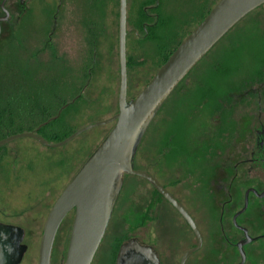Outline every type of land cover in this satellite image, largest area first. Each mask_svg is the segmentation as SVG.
<instances>
[{"label":"rangeland","instance_id":"1","mask_svg":"<svg viewBox=\"0 0 264 264\" xmlns=\"http://www.w3.org/2000/svg\"><path fill=\"white\" fill-rule=\"evenodd\" d=\"M78 1L82 2L61 0L55 27L52 18L58 0H31L28 3L31 11L24 14L21 6H13L12 22L2 23L0 52L9 42L22 39L33 47L44 46L45 49L41 53L43 57L48 56L51 51H57L59 55L68 59L78 60L84 55L85 48L83 28L78 23L80 14ZM199 1L170 0L166 12L175 22L180 23L186 15L188 16L191 8L198 6L196 3ZM129 7L130 0L127 3L128 17ZM116 8L118 6L116 7L115 0H112L108 5L106 21L117 37ZM260 11H264V2ZM255 12V9L250 10L237 21L235 28L233 26L234 33L237 34L233 39L236 46L244 39L243 34L246 37L255 35L256 30L251 23L259 22ZM132 40V36L128 35V49L132 47ZM111 42L112 44H108L104 38L102 45L104 65L101 72L96 75L99 79L93 89L94 95L101 94L100 101H97L99 107L95 112L93 108L85 107L76 120L79 124L75 128L106 118L118 110L119 65L113 35ZM129 51L137 53V50ZM220 52L219 49L217 53ZM203 64L197 63L196 67ZM201 69L204 74V68ZM142 70L144 69L136 70L130 77L128 97H132L142 87L144 77H147ZM200 71H195L194 75L202 74ZM192 72L190 71L177 86L175 85V89L173 87L170 90L168 97L164 98L165 101L159 104L148 120L136 146L133 166L153 174L195 220L202 234V244L187 257L185 264H217L220 256L226 260L223 264H235L239 261L240 255L233 242L242 236V231L233 225L231 218L243 205L246 188L255 187L259 191L264 188V174L258 176L254 169L247 172L240 164L236 165L239 143H243L245 136L240 138L236 135L234 143L226 152L222 151L220 155L208 157L206 164L203 160L187 159L184 157L187 155L178 154L177 149L165 155V148L161 145L162 133L181 125L188 99L187 93L183 90L188 88ZM260 103L261 105L252 111L253 125H256L257 121H264L263 96L260 97ZM166 109L168 115L163 118ZM247 119L240 120L243 129L248 127L249 122L252 123ZM196 123L198 121H194L193 126H196ZM112 124L113 122L95 125L68 142L51 148L27 136L17 137L5 144L3 159H0V220L24 228L23 242L27 247L18 264H37L39 240L50 206ZM191 126L189 124V128ZM194 134L193 130H189L185 138L190 141ZM249 134L246 135L247 139L250 138ZM89 146L90 150L87 151ZM60 158L65 159L64 168L63 165L56 164ZM182 160L184 162H181ZM221 200H229L225 204L226 222L223 230L231 240L230 245H226L228 251H224L225 244L219 246V243L224 241L219 226V212L223 204H220ZM73 214V210L68 212L58 227L50 264L64 262ZM239 215L236 220L243 221L249 229L248 232L254 235V238L246 243V258L243 264H264V195L259 197L250 192L248 205ZM142 216L145 218L141 219ZM130 236L151 244L162 264H179L181 254L196 243V236L185 219L169 201L157 193L153 184L141 175L125 172L119 181L109 223L91 264H115V255L120 245L118 242H123Z\"/></svg>","mask_w":264,"mask_h":264},{"label":"trees","instance_id":"2","mask_svg":"<svg viewBox=\"0 0 264 264\" xmlns=\"http://www.w3.org/2000/svg\"><path fill=\"white\" fill-rule=\"evenodd\" d=\"M111 1H78V23L83 28L85 43L84 55L78 60L68 59L57 51H51L43 57L41 53L44 46L33 47L22 39L9 42L0 52V138L18 131L34 130L45 140H59L76 129L79 124L76 120L85 107L96 111L101 94L94 95L93 89L99 79L96 75L104 65V38L108 44H112L111 36H115L114 47H117L116 34L106 21ZM169 1L130 0L126 37L127 89L130 77L138 69H144L142 72L147 75L144 85L217 0H200L196 3L198 6L191 8L180 23L166 12ZM115 5L118 6V0H115ZM261 5L254 8L259 22H251L256 30L255 35L246 37L243 34L244 39L236 46L233 41L237 37L234 33L236 22L234 28L232 26L217 41L218 45L214 43L177 82L176 86L193 71L188 88L183 90L188 99L181 125L162 133L161 145L165 148V155L177 149L178 154H186L184 157L187 159L203 160L206 164L208 157L226 152L234 143L236 135L240 138L245 136V140L246 135L256 127L253 125L252 111L261 105L260 97H264V11H260ZM116 14L118 16V8ZM115 24L118 26L117 22ZM128 35L133 39L129 49L133 52L137 50V53H130ZM219 49L221 52L217 53ZM200 62L204 63L203 66L196 67ZM197 70H201L202 74L194 75ZM132 97L127 95L128 99ZM165 111L163 118L168 115V110ZM245 118L252 123L249 122L248 127L243 129L240 120ZM194 121H198L196 126H193ZM189 130L195 132L190 141L185 138ZM5 144L0 145V159H3ZM56 164L64 168L65 159L60 158ZM154 188L166 199L157 187ZM219 226L224 240L221 245L225 244L224 251H228L226 245L231 240L224 234L220 222ZM233 244L238 251L235 242ZM223 259L221 256L216 263L223 264L226 261Z\"/></svg>","mask_w":264,"mask_h":264},{"label":"water","instance_id":"3","mask_svg":"<svg viewBox=\"0 0 264 264\" xmlns=\"http://www.w3.org/2000/svg\"><path fill=\"white\" fill-rule=\"evenodd\" d=\"M264 0H217L204 17L179 41L165 61L155 70L148 81L130 99L127 98V0H118L117 50L119 64L118 110L106 118L88 122L74 129L62 139L48 141L34 130H23L0 138V145L17 137H33L44 145H62L79 133L95 125L113 122L99 144L85 159L64 185L50 206L44 220L38 246L37 264H50L56 232L63 218L74 211L66 254L63 264H91L95 251L109 223L123 173L147 178L182 215L196 236V243L187 248L179 264L200 248L202 234L184 205L150 172L136 169L133 158L143 130L162 100L199 60L240 18L262 4ZM5 18L8 10L2 5ZM264 195L248 187L244 191L241 208L232 215V222L240 228L244 237L236 245L243 264L246 258L244 245L254 236L246 226L237 223V216L248 205L249 192ZM24 228L18 224L0 220V264H18L27 245L23 242ZM115 264H160L154 247L130 236L120 243Z\"/></svg>","mask_w":264,"mask_h":264},{"label":"flooded vegetation","instance_id":"4","mask_svg":"<svg viewBox=\"0 0 264 264\" xmlns=\"http://www.w3.org/2000/svg\"><path fill=\"white\" fill-rule=\"evenodd\" d=\"M30 1L31 0H0V33H1V29H2V23L12 22L11 21L12 20V14H13V10H14L13 6H15V5H17V7L21 6L23 14L29 13L31 11V9H30V6H28V3ZM60 3H61V0H58V2L55 4V8L53 10L52 22H53L54 27L57 26ZM2 5L8 10V15L5 18H2V16H5V12L2 9ZM249 133H250L249 134L250 138L244 140L243 143H239V145H240V147H238L239 157L236 161V165L240 164L243 168H245V170L247 172H251L252 169H254L256 171V174L258 176H260L261 174L262 175L264 174V121H258L256 124V127H254V129L251 130V132H249ZM235 148H236V145H235ZM258 179H260V177H258ZM250 192H252V191H250ZM252 194L254 195L253 192H252ZM229 200H221V202H220V204L223 203L221 206L220 215H219V222H220L222 228H224L225 222H226V220L224 219V213L226 211L225 210V204ZM238 216H240V215H238ZM231 221H232V218H231ZM237 223H239L240 225L246 226L243 221H240V222L237 221ZM250 235H252V234H250ZM252 236H254V235H252ZM243 237H244V233L242 231V236L240 238H243ZM236 242H235V244H236ZM219 246H221V243H219ZM245 248H246V244L244 245V250H245ZM245 253H246V250H245ZM220 258H221V256L218 258V260H220ZM160 264H162L161 260H160Z\"/></svg>","mask_w":264,"mask_h":264}]
</instances>
